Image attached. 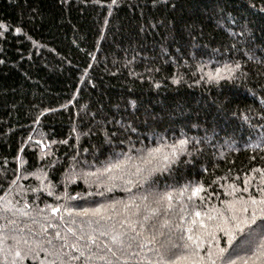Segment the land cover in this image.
Listing matches in <instances>:
<instances>
[{
	"label": "trees",
	"instance_id": "16d2710c",
	"mask_svg": "<svg viewBox=\"0 0 264 264\" xmlns=\"http://www.w3.org/2000/svg\"><path fill=\"white\" fill-rule=\"evenodd\" d=\"M249 2L264 6V0H177L172 10L166 0L156 6L152 0H0L6 25L0 29V207L10 201L12 208L0 213V264H60L52 255L58 242L46 243L57 230L49 225L63 229L73 217L85 219L76 216L80 209L130 199L121 179L96 195L107 184V174L97 170L125 155L139 163L136 157L157 147L167 155L181 138L190 141L185 151L145 185L171 190L176 213L181 204L203 212L233 195H260L264 14ZM220 8L246 20L251 35L230 36ZM233 44L243 51H232ZM233 60L241 65L235 79L209 81L217 69L226 76L223 66ZM197 181L206 189L203 203L181 192ZM140 194L132 187L131 195Z\"/></svg>",
	"mask_w": 264,
	"mask_h": 264
},
{
	"label": "snow or ice",
	"instance_id": "6c2138e0",
	"mask_svg": "<svg viewBox=\"0 0 264 264\" xmlns=\"http://www.w3.org/2000/svg\"><path fill=\"white\" fill-rule=\"evenodd\" d=\"M152 2L156 6L159 0ZM222 2L223 0H218V4ZM116 3L117 0H111V4ZM165 6L175 10L177 0H166ZM248 7L264 14V6L258 7L249 2ZM219 12L221 19L229 25L226 29L228 34L234 39L251 35L246 20L241 24L232 13H225L223 8ZM5 27L0 23V29ZM232 27H239L240 32H233ZM15 32H22V28L16 27ZM3 35L4 32L0 31V36ZM231 50L243 51L237 49L235 44L231 46ZM248 59L251 60L252 57L249 56ZM3 62L0 60V63ZM240 68V63L233 60L231 64L223 66L226 76H221L220 69H217L215 75L209 74L208 79L216 82L222 79L233 80L236 78L235 72ZM199 83V80L194 81V84ZM130 103L134 105L135 101ZM189 143L187 138H181L171 145V151L167 155L157 147L149 149L146 156L136 157L139 163H133V158L125 155L123 160L117 159L103 165L102 171L98 169L100 176L107 174V184L105 191L96 195L105 196V192H111L112 187L116 186L112 181L121 179L129 186L125 190L130 193V199L127 202L112 200L106 204H97L94 208L80 209L76 211V216L85 219L77 221L73 217L71 223L65 222L63 229L57 224L49 225L57 229L46 240L49 245H53L54 241L58 242V247L53 245L55 250L52 255L60 264H264V187L258 188V197L249 195L247 199H243L233 195L232 199L223 201L220 208L208 207L203 212L197 210L195 204L191 212L181 204L179 213L175 212L171 190L159 192L152 189L151 184L145 187L155 172L169 171L178 160V154L185 151V146ZM97 172L89 175L97 176ZM15 183L16 180H12L9 187ZM247 183L248 180L245 179V184ZM261 183L264 184V179ZM108 184L112 186L109 187ZM132 187L137 188L141 194L131 195ZM183 191H190L191 200L192 196H200L206 189L197 181L190 182L181 189ZM242 191L247 192L248 188L245 187ZM200 200L203 203L204 197L200 196ZM10 203L9 201L0 207V213L12 212ZM51 210L60 211L57 207H52ZM65 211L72 213L75 210L65 208ZM59 219L65 220L62 215ZM177 220L182 222H176ZM41 231L47 235L43 226ZM11 254L21 256L20 251ZM51 264H56V260L51 261Z\"/></svg>",
	"mask_w": 264,
	"mask_h": 264
}]
</instances>
